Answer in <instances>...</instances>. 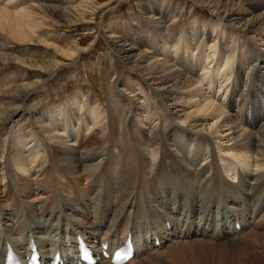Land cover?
<instances>
[{
  "label": "bare ground",
  "instance_id": "obj_1",
  "mask_svg": "<svg viewBox=\"0 0 264 264\" xmlns=\"http://www.w3.org/2000/svg\"><path fill=\"white\" fill-rule=\"evenodd\" d=\"M93 1L0 4V254L32 247L47 264L57 249L54 264H77L80 245L98 258L100 242L130 235L125 264L227 241L226 262L203 264H248L235 242L264 237V0H151L133 32L105 27L130 72L110 86L101 76V99L77 90L31 108L45 94L42 73L63 70L77 48L37 29L84 19ZM185 5L208 18L200 24L193 10L187 21ZM32 40L56 54L33 63L11 51ZM236 155L241 163L229 160ZM178 255L175 264H202Z\"/></svg>",
  "mask_w": 264,
  "mask_h": 264
},
{
  "label": "rangeland",
  "instance_id": "obj_2",
  "mask_svg": "<svg viewBox=\"0 0 264 264\" xmlns=\"http://www.w3.org/2000/svg\"><path fill=\"white\" fill-rule=\"evenodd\" d=\"M84 1L87 0H78V2ZM150 1L151 0H94L93 2L95 3L92 5H86L88 8H85L87 15L84 19L79 18V20L77 19V21L73 23H68L65 19L55 18L49 20L45 27L43 25V27L41 26L40 29L38 28L37 31L46 32L45 34H48V36L51 37L50 39L53 38L51 42L54 41L58 45L63 46L77 45V48L74 49L76 50V53L73 55L72 59H62L65 65L63 70L55 71L53 75H50L53 72L51 69H49L48 72L42 73V81L46 85L44 88H42V90L45 92V94L41 97L42 99H40V101L37 100L39 103L32 104L31 108L45 111L51 106H55L56 104L67 100L74 93H76L77 90H80L85 94L88 92L91 99H101L103 97L102 94L104 93L101 85V76L102 78L103 76L107 77L106 81L108 86H110L112 85L113 81L116 80L117 75H121L123 71L126 73L127 71L130 72L127 68L122 66V60L118 56L113 55L112 51L110 50V46L113 44L111 39L108 38V34L105 33V27L111 26L110 28L113 27L118 32H133L136 27L147 22L143 10ZM162 1L165 2L164 4L170 5H175L178 2V0H159V2ZM179 1L181 2L183 0ZM3 2L4 0H0V4H3ZM193 10L198 11L197 15L199 16L197 18L200 20V24L204 19L208 18V15L204 13L205 11L195 7L189 9L187 5H185L182 9V13L183 17L187 21L191 20L190 18L192 17ZM184 18L179 20V25L184 24ZM187 21L186 23L188 24ZM204 28L205 30H208L206 25H203V29ZM11 44L13 47L11 51L16 56L18 55V57L25 58L28 62L43 63L45 61H49L50 58L52 59L56 54L53 48L46 47L34 40L24 42L23 44L12 41ZM260 50H263V48H260ZM3 69L4 68H0V71ZM27 71L29 72L28 78L31 82L33 79L30 78L34 77V74L32 71ZM17 118L18 116L14 117V120ZM228 158L231 161L236 160L241 163L237 155L229 156ZM230 166L231 165H229V167ZM230 170L231 172L229 171V175H232L233 168H230ZM247 182L245 183V189L247 188ZM230 187L233 186L231 185ZM232 193L235 192L231 191V194ZM261 209L264 210V206ZM261 213L262 211L259 212L258 210L257 216H259ZM84 215H87V213H84ZM243 239L244 237L239 240L237 239L235 243L241 250L243 249L242 251L247 256L249 261L248 264H264V259L262 258L264 257V237H259L257 241H255L257 244L253 242L254 244L252 243L253 245L251 246L245 243L248 238H246L245 241ZM217 240L210 239L211 242H220ZM259 241H261L260 245ZM230 242L227 241L223 244H213L214 246H209L207 244L197 245L195 243L193 244V242H188L186 243L187 245H175L173 246L174 248H172V250L176 249V255L171 258L173 260L176 258L177 261L179 258L178 253L179 251H182L185 254L184 257L188 261H195L196 263L197 261H200L203 264L205 263L204 261H211L213 258L218 262L224 263L227 260L224 255L227 245ZM189 244L191 245L189 246ZM179 247L181 249H179ZM258 250L259 252H257ZM157 254L159 255L156 257H145L140 261V263H144L146 261V263L149 264H175L173 263L172 259H169L170 261L168 260L169 256L165 255L164 257L166 258L162 256V250H159ZM260 258L262 260H259ZM260 261L262 263H260ZM130 264H136V262H130Z\"/></svg>",
  "mask_w": 264,
  "mask_h": 264
}]
</instances>
